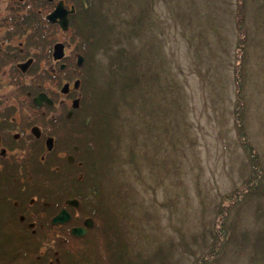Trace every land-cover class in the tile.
Returning a JSON list of instances; mask_svg holds the SVG:
<instances>
[{
	"label": "trees",
	"instance_id": "16d2710c",
	"mask_svg": "<svg viewBox=\"0 0 264 264\" xmlns=\"http://www.w3.org/2000/svg\"><path fill=\"white\" fill-rule=\"evenodd\" d=\"M59 1L6 0L7 10L0 15V72L7 67L9 74L17 72L11 92L16 106L11 112H17L21 119L28 115L27 125H36L41 134L39 139L32 136L20 143L13 138L10 141L16 145H9L8 134L0 131V141L20 153L8 162L0 151V264H165L163 242L147 254L138 247L141 241L135 245L130 229L134 214L143 209L135 208L138 186L144 193L148 190L144 172L148 168L156 174L157 162L161 164L156 152L163 142L164 130L168 134L173 129L168 124L164 129L162 110L172 114L176 104L156 39L163 27L153 12V0H62L66 7L73 8L67 17V31L46 19ZM173 1L179 7L176 13L187 15L191 25V14L198 9L196 2L170 0ZM253 1L258 3L257 13L264 14V0ZM237 6H243L242 0ZM234 19L237 34L247 40L246 14L234 12ZM61 33L70 34V41L75 43L73 52L83 57L81 65L70 56L62 61L52 59L53 46ZM13 38H18L16 46L9 43ZM238 44L237 71L245 50L242 41ZM93 52L107 59L105 79L88 71L87 59ZM29 57L32 64L22 73L16 65ZM60 62L65 63L63 69ZM242 70L240 75L236 72V96L241 94V101L246 73ZM75 80L78 107L62 104L58 109V91L63 82ZM157 92L167 93L160 110L150 102ZM40 93L53 104L36 106L33 98ZM238 114L235 118L239 137L251 170L239 191L225 196L224 217L229 219V227L222 229L226 219L221 216L207 257L202 252L192 264H210V259L229 244L234 220L244 204H252L258 197L256 216H264L260 207L264 203V163L247 142ZM139 133L144 134L141 139ZM44 137L53 138L50 151L44 146ZM153 137L158 144L152 142ZM125 163L132 165L129 170L121 167ZM129 171L138 181L136 186L125 181ZM74 199L77 207L66 205L67 200ZM62 207L69 212L70 220L51 224ZM86 219L92 223L86 233L81 237L73 235L71 229L83 226ZM243 242L250 247V261L264 264V230L253 240L244 238Z\"/></svg>",
	"mask_w": 264,
	"mask_h": 264
},
{
	"label": "rangeland",
	"instance_id": "374dc122",
	"mask_svg": "<svg viewBox=\"0 0 264 264\" xmlns=\"http://www.w3.org/2000/svg\"><path fill=\"white\" fill-rule=\"evenodd\" d=\"M191 1L198 7L191 14V25L187 22V15L176 13L179 7L174 1L152 2L153 12L163 27L156 39L162 48L160 57L172 83L176 104L174 115L168 114L165 108L162 110L164 129L166 124L173 129L168 134L164 130L163 142L156 152V158L161 160V164L157 162L156 174L144 168L148 190L144 193L138 186L140 193L135 208L137 211L138 206L143 209L134 214L138 218L131 219L130 229L135 245L141 241V247H138L147 254L154 252L158 243L163 242L161 249L165 264H192L202 252L206 254L211 249L214 242L212 233L219 229L221 216L226 219L225 196L238 192L249 175L251 168L239 137L236 112L239 113L237 118L243 122L245 139L264 163V14L257 13L258 3L253 0H242L241 8L237 6L238 0ZM6 5V0H0V15L6 12ZM234 12L246 14L247 40L236 32ZM67 34H59L57 42L64 43L66 55L75 60V43ZM2 35L3 29H0ZM9 41L16 46L18 38ZM239 41L244 43L245 50L241 57L243 63L237 71ZM87 60L88 71L96 72V76L102 79L107 77V59L99 52L90 53ZM9 68L0 72V131L8 134L6 141L12 145L15 144L11 142L14 135H18V143L28 137L31 139L32 125H27L28 115L21 119L17 112H11L16 106L11 92L17 72L9 74ZM242 69L246 73L241 101V94L236 96V72L240 75ZM166 94L157 92L150 99L151 105L160 110V103L165 106L163 97ZM172 99L170 97L169 101ZM61 103L57 104L58 109ZM115 104L119 111L120 106ZM241 106L242 110L239 109ZM165 114L169 115L167 123ZM159 119L155 120L157 124ZM143 135L139 133L140 139ZM152 139L153 143H159L155 137ZM150 143L148 140L149 151L153 149ZM2 148L3 145L0 150ZM5 154L10 162L20 153L16 148L9 150L7 147ZM149 162L150 157H147ZM129 166L132 165H121L124 171ZM130 172L125 181L136 186L138 181ZM257 200L241 207L238 218L234 220L235 228L229 244L210 259V264H253L250 247L243 241L244 238L253 240L264 230V216L257 217L255 212ZM260 207L264 209V203ZM83 223L88 226L90 220ZM229 224V219H226L222 229L225 230Z\"/></svg>",
	"mask_w": 264,
	"mask_h": 264
},
{
	"label": "water",
	"instance_id": "95a60500",
	"mask_svg": "<svg viewBox=\"0 0 264 264\" xmlns=\"http://www.w3.org/2000/svg\"><path fill=\"white\" fill-rule=\"evenodd\" d=\"M51 1V0H49ZM73 10H68L64 7L63 1H59L56 6L54 7L53 11L50 12L49 14L46 15V19L52 23L56 22L58 25L61 27L62 30L67 29V16L70 12ZM64 56V45L62 43H56L53 46V51H52V57L55 61L61 60ZM31 62V59L28 60L25 63L19 64L18 67L22 70L25 71L26 68L29 66ZM82 63V57L77 58V64L81 65ZM64 65L61 64L60 68L63 69ZM78 86V81H75L74 87L76 88ZM69 89V85L66 83L62 86L60 89L61 93H67ZM33 103L36 106H41L43 104H48L51 105L53 104L52 101L47 97L46 94L40 93L37 96L33 98ZM78 100L75 99L72 101V107L76 108L77 107ZM31 133L34 135V137L38 138L40 135L39 128L37 126H33L31 128ZM46 148L50 150L52 148V138H47L45 141ZM66 204L69 206L76 207L77 206V201L74 200H67ZM70 220V215L67 213L65 208H62L57 215H55L52 220L51 224H63L66 223ZM91 225V222L90 224ZM71 233L75 236L81 237L86 233V229L84 227H74L71 229Z\"/></svg>",
	"mask_w": 264,
	"mask_h": 264
},
{
	"label": "flooded vegetation",
	"instance_id": "af4514ba",
	"mask_svg": "<svg viewBox=\"0 0 264 264\" xmlns=\"http://www.w3.org/2000/svg\"><path fill=\"white\" fill-rule=\"evenodd\" d=\"M28 70V68L26 69V71ZM25 73V72H24ZM65 83V82H64ZM70 84V83H69ZM73 91H77L76 89H72L71 88V86H70V89H69V91H68V93H66V94H61V93H59L58 95H59V97H60V100H58V104L59 103H61V101H62V103L61 104H64L67 108H69L70 107V103H68L69 101H72L73 99H79V95L77 94V93H75V92H73ZM73 93V94H72ZM74 93L76 94V95H74ZM72 95H74V96H72ZM18 135H14L13 136V138L14 139H17L16 137H17ZM3 145V148H2V150H0V151H3V152H6L7 151V147L4 145V143H2L1 141H0V147Z\"/></svg>",
	"mask_w": 264,
	"mask_h": 264
},
{
	"label": "bare ground",
	"instance_id": "6f19581e",
	"mask_svg": "<svg viewBox=\"0 0 264 264\" xmlns=\"http://www.w3.org/2000/svg\"><path fill=\"white\" fill-rule=\"evenodd\" d=\"M62 31H65V30H62ZM63 65H64V67H65V63H63ZM64 67H63V68H64Z\"/></svg>",
	"mask_w": 264,
	"mask_h": 264
}]
</instances>
